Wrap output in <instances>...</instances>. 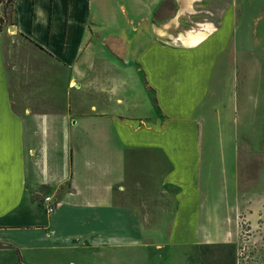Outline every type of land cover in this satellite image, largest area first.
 <instances>
[{
  "label": "crops",
  "instance_id": "0c3cea01",
  "mask_svg": "<svg viewBox=\"0 0 264 264\" xmlns=\"http://www.w3.org/2000/svg\"><path fill=\"white\" fill-rule=\"evenodd\" d=\"M14 9L15 33L62 63L75 87L62 111L46 104L49 85V98L18 111L0 50V264H203L199 248L233 242L239 139L264 132L261 64L242 62L262 51L260 18L241 0ZM130 168L143 172L131 191ZM139 202L153 225L129 205ZM246 203L253 224L262 198Z\"/></svg>",
  "mask_w": 264,
  "mask_h": 264
},
{
  "label": "rangeland",
  "instance_id": "374dc122",
  "mask_svg": "<svg viewBox=\"0 0 264 264\" xmlns=\"http://www.w3.org/2000/svg\"><path fill=\"white\" fill-rule=\"evenodd\" d=\"M241 2L242 10L247 12V18L249 17L250 20L253 16L260 18L253 29L257 31L256 37L264 38V0H241ZM14 3L15 0H0V50L4 57L14 107L18 111H23L29 103L40 101L41 104L44 99L49 98L50 92L49 99L52 100L46 104L53 105L54 111H62L66 105L65 90L75 87V83L70 80L68 84L62 63L50 59L34 44L18 36L14 30H10L15 23ZM252 42L253 40L250 41ZM262 45L261 52L243 56L242 62L252 63L257 67L261 64L264 80V40ZM47 69L54 71V74H45ZM48 85L49 92L41 90L47 89ZM34 86L38 87L36 89H39V96L35 95V90H31ZM249 94L253 95L254 89L249 91ZM245 110L248 111L249 108L246 107ZM262 114L264 115V106ZM239 143L241 147V164L238 171L240 214L236 220L237 237L227 244L199 248L198 255L203 264H264V132L253 144L244 136L240 137ZM142 174L143 172L138 176L136 171H132L131 168L128 170L127 182L133 185L130 191L136 188L135 186H139L138 182L142 183V180H139ZM255 193L261 196L262 203L259 217L252 224L243 218V214L249 210L246 197ZM148 200L146 198V201ZM129 205H140L142 222L146 226L153 225V213L144 202ZM166 205L170 207L169 203Z\"/></svg>",
  "mask_w": 264,
  "mask_h": 264
},
{
  "label": "built area",
  "instance_id": "2783aa9c",
  "mask_svg": "<svg viewBox=\"0 0 264 264\" xmlns=\"http://www.w3.org/2000/svg\"><path fill=\"white\" fill-rule=\"evenodd\" d=\"M47 213H52L55 209V203L50 197H44L41 201Z\"/></svg>",
  "mask_w": 264,
  "mask_h": 264
},
{
  "label": "water",
  "instance_id": "95a60500",
  "mask_svg": "<svg viewBox=\"0 0 264 264\" xmlns=\"http://www.w3.org/2000/svg\"><path fill=\"white\" fill-rule=\"evenodd\" d=\"M10 30H14V28H13V27H11V28H10Z\"/></svg>",
  "mask_w": 264,
  "mask_h": 264
}]
</instances>
